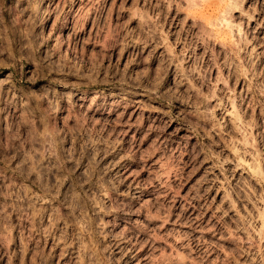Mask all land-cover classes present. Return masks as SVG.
<instances>
[{"label":"rangeland","instance_id":"1","mask_svg":"<svg viewBox=\"0 0 264 264\" xmlns=\"http://www.w3.org/2000/svg\"><path fill=\"white\" fill-rule=\"evenodd\" d=\"M0 264H264V0H0Z\"/></svg>","mask_w":264,"mask_h":264},{"label":"bare ground","instance_id":"2","mask_svg":"<svg viewBox=\"0 0 264 264\" xmlns=\"http://www.w3.org/2000/svg\"><path fill=\"white\" fill-rule=\"evenodd\" d=\"M61 29H62V27H61ZM61 29H60V30H61ZM61 31H62V30H61Z\"/></svg>","mask_w":264,"mask_h":264}]
</instances>
